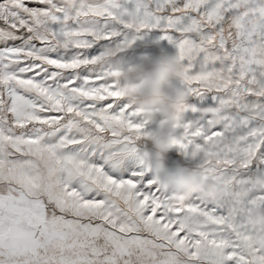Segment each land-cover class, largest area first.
Segmentation results:
<instances>
[{"label": "snow or ice", "instance_id": "snow-or-ice-1", "mask_svg": "<svg viewBox=\"0 0 264 264\" xmlns=\"http://www.w3.org/2000/svg\"><path fill=\"white\" fill-rule=\"evenodd\" d=\"M153 30L214 105L171 142L179 202L115 70ZM0 264H264V0H0Z\"/></svg>", "mask_w": 264, "mask_h": 264}, {"label": "clouds", "instance_id": "clouds-1", "mask_svg": "<svg viewBox=\"0 0 264 264\" xmlns=\"http://www.w3.org/2000/svg\"><path fill=\"white\" fill-rule=\"evenodd\" d=\"M115 70L126 99L139 109L147 125L157 116L161 117L155 130L147 131L143 138L155 149L147 152L145 161L154 180L173 194L174 202H179L180 197L186 198L203 184L200 167L189 169L177 164L170 169L165 164L167 154L174 148L171 142L189 105L184 88L173 83L181 82L183 66L177 55L152 57L145 54L136 62L117 63Z\"/></svg>", "mask_w": 264, "mask_h": 264}, {"label": "rangeland", "instance_id": "rangeland-1", "mask_svg": "<svg viewBox=\"0 0 264 264\" xmlns=\"http://www.w3.org/2000/svg\"><path fill=\"white\" fill-rule=\"evenodd\" d=\"M161 36L162 33L159 32L158 30L147 32L146 34L143 35L142 39L136 40L135 43L130 48L119 53L116 58V62L120 64L136 62L141 56L145 54H149L152 57H156L161 54L177 55L176 47L171 43H169L167 40L161 39L160 38ZM173 83L177 87H182L179 81H174ZM188 104H197L198 107L214 106L211 104L210 101H207V99L204 102H199L194 97L188 98ZM199 115H200L199 113H193L190 110L186 111L182 117V123H188L194 119H197L199 118ZM160 119L161 117L157 116L156 120L153 123L146 125V130L147 131L155 130ZM182 131L183 129H177V134H180ZM140 147L142 151H146V152L155 151L150 141L143 140L140 144ZM199 163H200L199 157L193 159L190 156L184 155L176 148H173L167 154L165 160L166 166L170 169L174 168L177 164L189 169H194L198 167ZM148 176L149 178L153 177L151 172L148 173Z\"/></svg>", "mask_w": 264, "mask_h": 264}]
</instances>
